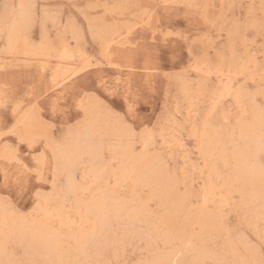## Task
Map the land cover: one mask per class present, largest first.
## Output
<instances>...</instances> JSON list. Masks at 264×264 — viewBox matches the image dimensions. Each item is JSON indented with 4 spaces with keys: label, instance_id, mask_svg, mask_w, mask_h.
<instances>
[{
    "label": "rangeland",
    "instance_id": "rangeland-1",
    "mask_svg": "<svg viewBox=\"0 0 264 264\" xmlns=\"http://www.w3.org/2000/svg\"><path fill=\"white\" fill-rule=\"evenodd\" d=\"M19 1L0 0V10H2L0 11V16L4 10L3 6L7 2L17 5ZM204 1L195 0V2L200 3H214V11L218 12L219 10L222 11L220 6L224 3H235L238 5L234 10L235 16H240L242 11L246 15L248 11L247 5H255L254 14L257 17L260 14L259 5L261 0ZM28 2L38 4L40 13L39 21L27 31V34L30 33L28 36L31 41L34 43L40 42L43 29L46 30L53 41H57L59 32H63L74 50L77 48L81 49L89 57L90 64L86 67L87 69L84 67L73 75L74 77L72 76L73 78L64 84L62 88L53 89L50 77L52 69L58 62V58L49 56L43 58L30 57L27 59L28 57L26 58L22 54L17 56L5 53L4 42L6 36L4 32V36L0 32V88L6 86L10 99L9 106L0 107V153L2 151L8 152L7 154H11V152L17 153L24 159L28 166L27 169L33 170L31 173L21 171L16 166L15 160L0 157L3 162L5 161V167H7L3 171L0 169V185L4 183L5 172H7L10 181H14L20 174H24L28 178V190L23 194H15L13 192L12 196L14 204L20 211H30L33 202L37 201L35 195L37 191L42 193L46 191L44 194L51 192L52 168H42L43 180L36 177L34 170L37 168V160L40 153L44 151L45 136L34 137L31 147L28 142H22L19 135L10 131L15 124L17 113L33 106L40 111L46 125L54 124L57 126L56 135L59 137L62 133L66 134L71 129L75 130L76 128H72V125L77 120H82L83 114L79 106L81 101L93 99L91 101L97 102L95 98L99 97L115 112L123 113L127 110L129 94H137L139 97L137 100L139 119L136 123L141 127L151 128L153 124L159 122L162 127L166 126L169 129L168 124L173 123L174 127L177 128L176 125L181 121L188 122L189 119L192 120L193 117L191 115L194 113L196 120L198 116L202 120L201 116L203 115L204 107L210 101V90L215 85V74L211 73L208 75L209 77L205 78L203 72L196 70L198 64L195 62V58L189 55V42L185 37H189L190 32L196 31V28L192 25L197 21L199 12L194 9L183 8L182 5L192 3L194 0H27L25 3ZM104 3L109 7L116 3H120L121 6L113 11H106ZM165 4L172 6L165 8ZM241 4L245 5L243 10L239 7ZM10 10L12 11L13 9ZM45 17L47 18L46 20L44 19ZM54 18L58 20L55 19L57 23L52 24L51 20ZM94 23L98 26H113L117 24L123 30L127 28V34L121 36L122 42H125L124 46L114 45L110 49L109 56L105 57L100 39L92 32L90 27ZM197 26L199 27V25ZM77 28L81 33L77 31ZM47 29L49 30L47 31ZM74 34L76 35L74 36ZM224 35L225 39L218 41V43L221 47L227 48V34L225 33ZM261 43L262 41L258 35L254 33L248 35L247 44H241L237 48V58L250 54L251 56L254 55L259 61L261 52L264 51L261 49ZM231 54L229 49L226 55L231 56ZM209 55H214V53H209ZM71 62L62 64V66L68 67L70 73L79 70L82 66L78 57ZM185 84L191 85L190 88L195 92L204 84L201 89L203 95L199 96L195 105L191 107L193 109L197 108V111L191 112V115H187L188 104L184 100L181 90ZM54 95L60 97L55 103L52 101ZM222 106L234 108L232 100L222 101L220 107ZM53 109H56V111ZM102 111L105 113L103 109ZM233 111L235 112V109ZM106 116V118H110L107 113ZM221 120V110H219L215 116V122H220ZM226 127L228 126L225 125ZM49 134L51 135V130L48 131V136ZM182 135L186 137L188 131L186 130ZM67 136L69 138L70 135L67 133ZM185 143H187V147L192 152L191 156L193 155L192 157L195 159L194 140H185ZM107 154L108 152L105 150L103 156L107 158ZM180 155V151H177L176 155H174L171 167L175 171L182 167ZM7 164L9 165L7 166ZM79 171L82 170H78V175H80ZM198 175V172L194 175L191 174V177L187 178V183L179 186L181 192H186L187 186L190 188L189 190L197 191L201 180ZM59 182H63V177ZM220 183L221 181H219ZM141 188H139L140 192L138 194L142 197L143 195L149 196L147 195L148 189L142 188L143 190H141ZM233 192L231 195H233ZM124 195L126 198L130 197L129 192ZM190 199L194 203L196 202L193 195H190ZM157 202L156 199H152L150 202V209L153 212L158 209ZM256 205V208L261 212L259 201ZM209 209L213 210V207L210 206ZM252 213V210L246 211L242 209L239 215L231 214L228 218V228L231 229V232L222 230L219 235L208 238L205 242L207 250L216 255L218 254L223 259H234L225 242V236L230 235L233 239V247L238 251L237 253L248 252L249 258L259 261V232L264 225H262V214L261 219L251 221ZM142 224L144 226L141 224L137 225L139 242L137 239L135 240L126 256V260L131 261L132 264L143 262L158 251L165 252L167 249L170 251L178 246V241L167 245L156 236H154L155 239L152 237L148 240L143 233L147 224L144 221ZM250 241L256 244V254L249 248ZM12 248L9 249V252L13 253V251L15 252L19 249L14 244ZM121 252V256H124V252ZM188 255L192 258L193 252H189ZM10 257L13 258L12 255Z\"/></svg>",
    "mask_w": 264,
    "mask_h": 264
},
{
    "label": "snow or ice",
    "instance_id": "snow-or-ice-1",
    "mask_svg": "<svg viewBox=\"0 0 264 264\" xmlns=\"http://www.w3.org/2000/svg\"><path fill=\"white\" fill-rule=\"evenodd\" d=\"M172 5L165 4L168 8ZM183 8L194 9L199 12L197 21L193 23L195 32H190L185 39L189 42V55L195 58L199 65V70L212 71L220 74L225 81L213 93V99L206 110L203 119L198 116L196 121L189 119L188 122L181 121L176 125L180 129L179 133H171L159 122L153 124L151 128L141 127L136 123L139 119L137 110V94H129L127 110L123 113L115 112L104 101L96 97L100 107L108 114L111 121L124 133L123 140L128 144H134L141 149V155H149L151 159L158 162L161 169L165 170L168 178L175 182L177 186L187 183L190 174L200 172L207 168L215 169L218 159L223 161L226 168L233 166L245 167L253 174H258L261 187V214L262 225H264V51L257 61L256 57L250 54L242 58H237L238 46L247 44V37L256 34L261 39V49L264 50V0L260 3V14L257 17L253 9L255 5H247V14L234 15V10L238 7L235 3H225L221 5L222 11H214L215 5L211 3L192 2L182 5ZM241 10L245 5H239ZM13 9L9 14V9ZM40 19L39 5L28 2L19 5H4L2 22L5 27L15 28L19 25L31 27ZM55 24V19L51 20ZM199 25V27L197 26ZM203 29V30H201ZM227 34V48L221 47L218 41L225 39ZM215 37V39H213ZM231 50V56L226 55ZM214 53V55H209ZM258 71V75H257ZM225 100L235 102L236 111L228 116L226 120L215 122L214 118L219 111L220 104ZM10 99L6 91V86L0 88V107L9 106ZM83 108V101H81ZM56 111V109H53ZM191 115V114H190ZM85 109V120H86ZM83 122L77 120L72 128L79 127ZM225 125L227 133L231 139L228 146L229 151L222 150ZM51 135L44 137L47 144L44 151L40 153L37 160V168L34 170L38 179L43 180L42 168L55 167L60 171L61 160L64 150L69 147L66 134L56 135L57 126L49 124ZM17 126H13L14 134L24 141V133L16 131ZM213 129L214 136L202 135L201 130L207 133ZM188 131L185 137L183 132ZM258 137V148L253 150L250 142ZM185 140H196L201 160L194 163L191 155L184 158V167L173 172L171 167L174 153L180 151L189 153ZM73 151H79V146H73ZM47 154V155H46ZM199 164L206 165L201 169ZM27 173L32 169L23 166ZM115 168V164L112 166ZM113 175L115 184L113 185ZM28 178L20 174L14 181H10L7 172L4 173V183L0 185V227L5 231L3 239L0 240V252L8 257L9 249L13 247V241L7 232L8 224L12 218L27 219L36 214L37 208L42 203L43 193L37 191V205L31 212L20 211L13 202V192L23 194L28 190ZM139 175L136 171H131L124 176L120 175V170L115 169L114 174L105 173L98 175L96 181L84 188L86 197H91L88 207L87 221H81L78 227L77 244L73 246L72 241L63 235V225L59 228L53 227L55 241L50 248H47L43 255L35 258L26 256L23 249H17L11 255L13 258L0 260V264H132L126 260L127 253L131 250L136 239L139 238L137 225L143 223L140 216L133 215L136 208V200H128L123 195H117L121 185L133 186L138 183ZM203 191L207 192L205 188ZM220 191V190H217ZM216 199L209 200L205 195L204 203L216 208L217 218L224 232H231L228 228V218L231 214L239 215L243 205V193L233 192L229 198L220 195ZM95 217V218H94ZM99 225H102L100 227ZM98 241H102L98 242ZM188 247H191L189 242ZM249 248L255 252L256 244L249 242ZM121 251L124 256H121ZM259 261L249 258L248 252L237 253V259H205L198 264H264V227L259 232ZM137 264H144L140 261Z\"/></svg>",
    "mask_w": 264,
    "mask_h": 264
},
{
    "label": "bare ground",
    "instance_id": "bare-ground-1",
    "mask_svg": "<svg viewBox=\"0 0 264 264\" xmlns=\"http://www.w3.org/2000/svg\"><path fill=\"white\" fill-rule=\"evenodd\" d=\"M26 1L24 0L23 2V0H20L17 5L25 3ZM103 5L106 11H113L114 9H118L121 6L120 3L113 4V6L110 7L106 6V3ZM10 9L8 11L12 13L13 10L11 11ZM1 13L0 32H2L3 36L5 33L6 36L4 42L6 48L4 49L6 51L5 53L17 56L18 54H22L26 58L28 57L27 59L30 57L43 58L49 56L58 58V62L52 69V74L50 77L53 89L62 88L64 84L74 77L73 75L77 74L84 67L86 68L90 64L89 57H87L85 53L81 51V49L77 48L74 50L72 46H70L68 40L65 38L63 32H59L57 41H53L46 30L43 29L40 42L34 43L28 36L30 33L27 34V31L30 29V27L19 25L15 28H6L2 22L4 10ZM44 19L46 20L47 18L45 17ZM32 27L33 26H31V28ZM90 27L92 32H94L95 35L100 39L103 55L105 57L109 56L111 51L110 49L114 45L124 46L125 42H122L121 36L127 34V28L123 30L122 27L117 26V24L113 26H98L95 23L91 24ZM48 30L49 29H47V31ZM77 31H79L78 28ZM75 35L76 34H74V36ZM76 57L79 58L82 66L79 70L70 73L68 67L66 68L62 66V64L71 62L73 60L75 61ZM198 67L199 65L196 66V70ZM198 72H203L205 78L209 77L208 75L211 73L215 74V85H213L214 88L210 90V101L208 102L207 106L204 107L203 115L201 116L203 119V116L213 99V93L225 81L223 80L222 76L215 71L209 73L205 70H199ZM203 85L200 86L201 88L199 87L197 92L190 88L191 85L188 86V84H185L182 86V94L184 96V100L187 101L188 104L187 115H190L193 111H197V108L193 109L191 107L195 105V102L199 99V96L203 95L201 90ZM58 98L60 97L54 95L52 97V101L55 103ZM91 100L86 99L83 101V108L81 107V102L79 103L83 114V118L80 121L85 122H83L76 129L74 128L75 130H67V133L70 135L69 138L67 136L69 147L64 150L60 171L57 172L55 167H52L51 192L49 191V194H44L46 191L43 193L44 195L41 197L42 203H40V206L37 208L36 214L34 216H31L27 219L12 218L8 224L7 232L10 234L11 239L14 242L13 244L16 247H19V249H23L27 257L35 258L43 255L44 251L47 248H50L55 241V235L52 231L53 227L59 228L61 225H63V235L68 237L75 247L78 236L77 226L82 220L85 222L87 221L89 202L92 199L91 197L85 196L84 188L90 184H93L96 181L97 176L104 174L105 170H108L109 174H114L116 168L120 170L121 176H124L131 171H136L139 175L137 184L127 187L121 185L120 190L117 191L116 194L125 196L124 194L129 192L130 197L127 199L136 200L137 203L133 215L140 216L142 220L146 222L147 226L145 232H143L146 238L149 240L156 236L167 245L174 244V241H178V246L174 248L172 247L173 249L170 251H168L167 248V251L165 252L155 251V255L150 256L143 261L144 264H198L199 261L205 260L206 258L223 259L222 257H219L218 254L216 255L208 251L205 245V242L208 240V238L219 235V233L223 230L217 218L216 208L212 206L213 210H210L209 207L211 205H206L204 203L205 195L208 196L210 201L216 199L218 203L219 201L217 198L220 195H223L227 199L232 196L231 194L233 191H236V193L242 192V209L246 211H253L251 221H257L258 219H261V212L256 208V203L258 204L259 201L260 204L261 200V187L258 174H253L245 167L237 168L233 166L231 168H226L223 161H219L218 159L217 167L215 169L207 168L202 174L198 172V176L201 180L199 183V189L197 191H191L187 186L186 192H181L180 187L177 186L174 181L168 178L165 170L160 168L157 161L151 159L147 154L142 156L141 149L138 150V147H136L134 144H128L123 140L124 133L122 130L116 126L110 118H106V112L104 113L102 111L98 102ZM233 105L234 108H227L224 106L219 108V110H221V116L223 120H226L230 114L234 113V109L236 111L234 101ZM85 109L87 114L86 120ZM191 117H193L192 121H196L195 113L192 114ZM42 118L43 117L40 111L33 106L24 110L23 112L17 113V118L14 124L17 126L16 131H22L24 133V140L31 142L34 137H46L48 136V131L50 130ZM168 127L171 133L180 132L178 128L174 127L173 123L168 124ZM201 133L202 135L206 134L209 137L214 136L213 129H209L207 133H204L203 130H201ZM222 136V150L224 152H228L230 150L228 146L231 144V139L227 133V127L224 129ZM19 138L21 139L20 136ZM46 144L47 141L45 140V145ZM73 146H79V151H73ZM258 146L257 137L255 140L250 142V147L255 150L258 148ZM194 148L195 159H193L192 162L199 163L201 157L199 151L197 150L198 143L196 140H194ZM105 150L108 152L107 158L103 156ZM8 151L10 153V149ZM176 152L174 155H176ZM7 153L2 151L0 153V157H7L15 160L16 166L19 167L21 171H25L23 166H27V164L25 163L24 159H22V157H20L15 152H11V154ZM180 153L182 159V169L184 167L185 156L191 155L192 152L190 151L189 153ZM113 164H115V168L112 167ZM5 165V161L3 162L0 159V169L2 171L3 169L6 170L5 168H7ZM8 165L9 164H7V166ZM199 167L201 169H205L206 165L199 164ZM79 169L82 170L79 171L80 175L77 174ZM173 172L176 171L173 169ZM190 175L189 177H191ZM62 177L63 182L60 183L59 181ZM219 181H221L220 184ZM112 183L113 185L115 184L114 175ZM140 187L147 188V195L149 196L146 197L143 195L142 197L140 194H138V192H140ZM142 188L141 190H143ZM205 188L208 189L207 192L203 191ZM190 195L195 197L196 204L190 199ZM152 199H156L158 201V209L155 212L150 209V202ZM34 202L30 208V211L28 210L29 212H31L38 203L37 201ZM141 225L144 226V224ZM99 226L102 227V225ZM4 231L5 230L0 227V240L3 239ZM225 238L226 245L228 246L227 248H229L231 251L234 259L239 258L236 255L238 251L233 247V239L230 237V235H227V237L225 236ZM98 242L102 243V241ZM189 242L191 243V247H188ZM189 252H193L192 258H190L188 255ZM9 254L11 255L12 252H9ZM10 255L5 257L3 253L0 252V260L11 258Z\"/></svg>",
    "mask_w": 264,
    "mask_h": 264
}]
</instances>
